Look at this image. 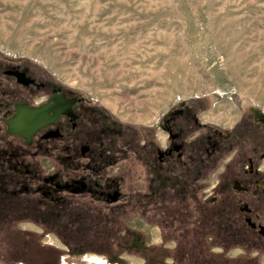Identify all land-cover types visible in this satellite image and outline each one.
I'll use <instances>...</instances> for the list:
<instances>
[{
	"label": "flooded vegetation",
	"instance_id": "obj_1",
	"mask_svg": "<svg viewBox=\"0 0 264 264\" xmlns=\"http://www.w3.org/2000/svg\"><path fill=\"white\" fill-rule=\"evenodd\" d=\"M196 100L180 101L154 124H128L40 63L0 53V210L73 239L78 233L66 225L112 220L135 197L144 204L162 185L166 192L194 171L202 175L204 198L230 207L245 247L264 257V111L248 106L224 126L206 120L229 122L232 114H204V120L205 107ZM231 187L245 194L239 202H229ZM142 212L137 218L160 225L146 206ZM160 227L158 244L174 250L176 241L164 242ZM146 234L144 227L135 232L131 246L145 252ZM167 262L175 264L173 257L161 264Z\"/></svg>",
	"mask_w": 264,
	"mask_h": 264
},
{
	"label": "rangeland",
	"instance_id": "obj_2",
	"mask_svg": "<svg viewBox=\"0 0 264 264\" xmlns=\"http://www.w3.org/2000/svg\"><path fill=\"white\" fill-rule=\"evenodd\" d=\"M0 53L40 63L128 124H154L185 99L207 104L202 119L232 114L229 122L206 120L224 126L248 106L264 111V0H0ZM227 160L212 172L211 185ZM230 193L235 197L229 195V202L245 196L232 187ZM129 219L133 231L144 227L146 241L159 243V224L136 215ZM0 222V239L17 236L4 219ZM14 223L60 248L61 264H147L134 245L111 260L93 248L71 250L52 228ZM66 227L77 233L79 226ZM213 250L222 252L219 246ZM247 250L252 251L232 247L226 256L239 258ZM93 254L104 261L90 263ZM247 255V262L251 256L264 264L254 251Z\"/></svg>",
	"mask_w": 264,
	"mask_h": 264
},
{
	"label": "trees",
	"instance_id": "obj_3",
	"mask_svg": "<svg viewBox=\"0 0 264 264\" xmlns=\"http://www.w3.org/2000/svg\"><path fill=\"white\" fill-rule=\"evenodd\" d=\"M196 101L202 104L201 99ZM202 105L205 107L207 104ZM201 176L194 171L187 172L166 192L162 185L150 201L142 204L143 200L136 195L126 209L115 211L112 220L79 223L75 238L61 237L73 251L93 248L111 260H117L122 251L131 249L135 233L124 220L132 215L146 216L142 212L146 206L150 221H158L162 226L164 242L173 239L177 243L174 250L162 243L149 245L145 252L139 251L147 264H161L167 257H173L175 264H228V261L242 260L245 261L241 264H260L257 257L251 256L247 262L250 250L239 258L226 256L228 249L245 246V241L239 237L241 224L235 220L230 207L219 205L212 197L204 198L200 189L203 186ZM13 214L9 208L0 210V220L4 219L7 226L18 232L16 237L13 233L0 243V264H61L62 250L42 243L37 233L19 229L14 223L18 218H13ZM214 246L223 247L224 251H214Z\"/></svg>",
	"mask_w": 264,
	"mask_h": 264
},
{
	"label": "bare ground",
	"instance_id": "obj_4",
	"mask_svg": "<svg viewBox=\"0 0 264 264\" xmlns=\"http://www.w3.org/2000/svg\"><path fill=\"white\" fill-rule=\"evenodd\" d=\"M209 116V115H208ZM87 260L89 261L90 260V263H91V261H94V263L96 262V263H100V261L102 262V261H104L101 257H99L98 255H96V254H93V255H91L90 257L88 256L87 257Z\"/></svg>",
	"mask_w": 264,
	"mask_h": 264
},
{
	"label": "crops",
	"instance_id": "obj_5",
	"mask_svg": "<svg viewBox=\"0 0 264 264\" xmlns=\"http://www.w3.org/2000/svg\"><path fill=\"white\" fill-rule=\"evenodd\" d=\"M218 250H220V249H218ZM238 252V251H237ZM236 254H239V252L238 253H229V255L230 256H235ZM144 260V259H143ZM263 262H264V259L262 260ZM145 262V261H144Z\"/></svg>",
	"mask_w": 264,
	"mask_h": 264
},
{
	"label": "water",
	"instance_id": "obj_6",
	"mask_svg": "<svg viewBox=\"0 0 264 264\" xmlns=\"http://www.w3.org/2000/svg\"><path fill=\"white\" fill-rule=\"evenodd\" d=\"M18 120H20V119H18ZM238 185H236V187H237Z\"/></svg>",
	"mask_w": 264,
	"mask_h": 264
}]
</instances>
